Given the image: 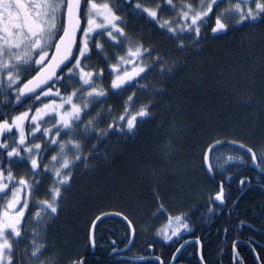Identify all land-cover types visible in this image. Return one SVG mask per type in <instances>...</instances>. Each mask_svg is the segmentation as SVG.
Returning <instances> with one entry per match:
<instances>
[{"label":"trees","instance_id":"trees-1","mask_svg":"<svg viewBox=\"0 0 264 264\" xmlns=\"http://www.w3.org/2000/svg\"><path fill=\"white\" fill-rule=\"evenodd\" d=\"M126 8L125 34L151 48L154 55L158 52L164 56L172 71L160 75L157 67L133 87L115 95L110 87L112 77L104 73L99 85L106 90L107 99L91 104L88 110L92 116L83 117L82 113V118L99 119L97 112L102 117H108L109 112L115 116L133 94V107L147 105L149 115L138 118L132 132H109L100 140L93 138L97 150L88 153L87 165L76 167L57 214L46 222L44 241L48 251L43 259L69 264L82 257L84 264L98 259L102 264H119L111 253L130 242V230L124 221L110 217L99 222L93 253L90 244L93 223L108 213L127 215L133 222L136 240L132 253L146 252L151 244L156 252L169 257L177 245L169 244L158 230L167 223L168 214L180 209L187 213L188 228L179 233L200 239L205 264H258L252 251L240 244L234 246V242L249 232L245 225L239 231L243 222L263 231L264 177L252 167L240 145L264 143V22L257 18L255 23L233 24L218 38H213L211 26L205 27L199 44L189 43L192 37L185 36V50L178 52L170 34H164L156 22ZM121 13L118 9L117 14ZM111 51L116 53V48ZM113 62L109 56L108 63ZM89 66L110 71L103 59L95 56ZM55 88L65 92L62 84ZM0 97V114L12 115L29 108L34 111L40 106L34 99H23L19 107H5V94ZM40 100L47 102L45 97ZM99 126L103 128V120ZM205 151L230 178L224 181L225 206L208 203L216 184L202 167ZM50 154L42 152V160L47 162L44 158ZM229 156L233 159L228 160ZM13 171L17 176L30 175L27 165L15 166ZM39 179L42 186L29 195L31 207L44 198L51 182L43 176ZM220 179L217 175L216 182ZM158 203H163L166 214L157 212ZM183 257L189 264H199L194 245Z\"/></svg>","mask_w":264,"mask_h":264},{"label":"snow or ice","instance_id":"snow-or-ice-1","mask_svg":"<svg viewBox=\"0 0 264 264\" xmlns=\"http://www.w3.org/2000/svg\"><path fill=\"white\" fill-rule=\"evenodd\" d=\"M223 2L183 0L177 8L173 0H163L165 7L162 8L160 0H152L151 6L136 0L132 11L156 22L165 30L164 34H170L177 51L183 52L186 35L192 37L189 43L199 44L201 26L207 24L210 13L215 16L211 32L218 35L226 34L233 21L242 25L255 23L259 18L264 22V0H235L222 13L214 12V7L219 8ZM161 11H172L176 18L161 20ZM125 27L122 17L107 2L0 0V93L5 94L6 99L12 98L14 93V100L18 102L16 107L22 103V97L34 99L40 105L34 107V111L29 108L12 115L0 114V193L7 198L6 204L0 206V264H53L51 260L43 259L48 251L44 241L45 225L57 214L71 187L76 167L87 165L88 153L97 150L93 138L100 140L109 132H132L138 118L143 120L149 115L147 105L133 107V94L127 97L122 110L115 116L109 112L108 117H102L97 112L99 119L82 118V113L83 117L92 116L88 110L90 104H100L102 99H107L106 90L97 84L103 79L104 68L89 66L94 56L103 59L110 70L113 95L125 91L126 87H133L138 83L136 78L144 79L157 67L160 75L172 71L164 56L158 52L154 55L151 48L130 39L125 34ZM114 48L122 49L123 54L112 52ZM109 56L113 63H108ZM149 58L151 62L145 63ZM56 84L65 87L63 94L59 88L54 90ZM42 96L47 102L40 100ZM102 120L103 128L99 126ZM49 122L54 123L45 126ZM40 141L44 142L43 145ZM240 148L264 173L261 168L264 165V143L241 144ZM42 152L51 153L44 158L47 162L41 159ZM232 159V156L228 157V160ZM21 165H27L28 177L14 173L13 167ZM202 167L208 179L216 184L215 190L207 197L209 205L217 202L222 205L224 181L230 178L212 162L207 151L202 156ZM217 175L221 177L218 183ZM41 176L51 182L44 198L32 205L35 210L30 215L34 219L29 221L31 231L28 232L22 221L29 204L27 196L22 199L21 193L31 195L38 190L42 186ZM240 183H245L243 178ZM209 211H212L211 207ZM157 212L163 215L168 210L163 203H158ZM123 218L134 233L133 222L127 215ZM187 221V213L176 209L175 214L167 215V223L158 231L165 240H170L181 229L188 228ZM92 243L94 245L95 241ZM200 260H204L202 255ZM69 264H84V260L82 257L73 259Z\"/></svg>","mask_w":264,"mask_h":264},{"label":"flooded vegetation","instance_id":"flooded-vegetation-1","mask_svg":"<svg viewBox=\"0 0 264 264\" xmlns=\"http://www.w3.org/2000/svg\"><path fill=\"white\" fill-rule=\"evenodd\" d=\"M150 1L151 0H142V2L147 3L148 5L151 4ZM116 2H115L116 3V5H115L116 12L118 11V9L121 10L122 13L119 14V16L122 17V19L124 21V25H126V27H125V30H126L128 27V22H127L128 21L127 20V14L128 13L123 12V8L130 7L133 9L134 4L136 3V0H117ZM160 2L162 4L163 0H160ZM181 2H183V0H173V3L177 5V8ZM221 4L222 3H220L219 8L214 7V12L222 13L224 11V10L222 12L220 11ZM162 5L164 6V4H162ZM126 9H128V8H126ZM209 15L211 18L208 19L207 24L201 26V34H202V31L204 30L205 27L214 26L215 16L211 13ZM163 20H165V19H163ZM233 24H235L234 21L229 23V27H228L227 31L229 30V28ZM213 35L215 36L218 34H213ZM189 37H191V36H189ZM130 39H132V38H130ZM116 50H117L116 54H123V53H120V52H122V49L119 48V50H118V48H116ZM150 62H151L150 58L145 60V63H150ZM104 73H109V71L108 72L104 71ZM141 75H143V74H141ZM136 79H137V81H139V78H136ZM130 83H132V82H130ZM2 94L3 93H0V96ZM14 95L15 94L13 93L12 98L5 99L4 105L13 104L15 107L18 102H16L14 100ZM10 100H11V102H10ZM21 100L23 102V98H21ZM19 106H21V103L19 104ZM0 108H1V100H0ZM259 175H260V177H264V175H261V174H259ZM263 180L264 179H261V181H263ZM225 205H226V194H225ZM28 209H27V211H28ZM31 219H34V218L31 217V215L29 213H25V217H24L22 223L24 224L25 230L28 232L31 231V223H29V221ZM242 225H245V227L247 229H249V232L247 231V236L243 235L238 240H236V242H234V246H238V244H240L241 246L245 247L247 250L252 251L255 255L257 263L258 264H264V223L262 224V227H263L262 232L257 230L256 227L251 222H245V223L243 222V224H241V226L239 228L240 232H242ZM252 230L254 232H251ZM190 240H199L200 241V239H197V238L184 237L183 233H178L177 235L171 237V240H168V243L170 244V243L174 242L177 245V247L174 249L175 251H173L172 255L169 257H167L166 255H162L161 253L156 252L154 247H148V251H146V252H143V250H142L139 253H135V252L132 253V251L130 250V251L123 253V254H114L115 251L120 250V249H115V251L114 250L112 251L111 255L117 257L116 261H119L120 262L119 264H189L187 259H185V257H183V254L189 246H193V245L199 251V246L196 243H192V244L188 245L183 250V252L179 255L177 260L174 263H172V262H173V258H174V255H175L177 249L183 243L190 241ZM200 243H201V248H202V242L200 241ZM20 247L22 248L23 245H21ZM167 247H168V245H167ZM93 252H95V247H94V250L92 248V253ZM155 258H158L159 260H156ZM198 261H199V259H198ZM93 264H102V261L100 259H98V261L94 262ZM199 264H201L200 261H199Z\"/></svg>","mask_w":264,"mask_h":264},{"label":"water","instance_id":"water-1","mask_svg":"<svg viewBox=\"0 0 264 264\" xmlns=\"http://www.w3.org/2000/svg\"><path fill=\"white\" fill-rule=\"evenodd\" d=\"M26 95H31V94H26ZM24 98V97H22ZM252 167L257 171V173L261 174V175H264V173H262L261 169L260 168H257L253 163H252ZM216 204L218 205H221L219 202H217ZM221 206H225V200L223 202V204ZM110 217H115V218H119L121 219L122 221H124L126 224H127V221L124 220V216L123 215H120V214H116V213H108V214H104V215H101L99 216L95 222L93 223V226L91 228V232H90V244L94 250V245L92 243V241L94 240V234H95V229L97 227V225L99 224V222L103 221L104 219L106 218H110ZM133 226V225H132ZM134 228V227H133ZM130 230V229H129ZM135 230V229H134ZM130 233H131V242L129 243V245L124 248V249H120V250H117L114 252V254H123V253H126L128 252L132 246L134 245V242H135V238H136V232L134 231V233L130 230ZM192 243H196L198 244L199 246V251H198V259L200 261L201 264H204V261L201 262L200 260V256L202 255V248H201V243L199 240H190V241H187L185 243H183L178 249L179 251H176L175 255H174V258H173V262L174 263L177 258L179 257V255L183 252V250L190 244ZM156 260H159L158 258H155Z\"/></svg>","mask_w":264,"mask_h":264},{"label":"rangeland","instance_id":"rangeland-1","mask_svg":"<svg viewBox=\"0 0 264 264\" xmlns=\"http://www.w3.org/2000/svg\"><path fill=\"white\" fill-rule=\"evenodd\" d=\"M97 2H99V1H97ZM103 2V1H102ZM102 2H99V3H102ZM107 3H109L110 4V6H112L113 7V10L115 11V5H114V2H112L111 0H108V1H106ZM151 3H152V0L150 1ZM235 2V0H224V2L221 4V9H220V11L222 12L225 8H227L228 7V5H229V3H234ZM163 4V3H162ZM161 4V6H162V8H164V6ZM150 6H151V4H150ZM159 18L161 19V20H163V19H165V20H171V19H175L176 17H175V14H174V12H171V11H161L160 13H159ZM151 19V18H150ZM118 50H119V48H118ZM116 52H117V50H116ZM120 53H122V52H120ZM151 61V60H150ZM100 81L101 80H98L97 81V84L99 85L100 84ZM91 105V104H90ZM89 105V106H90ZM49 115H51V114H49ZM45 119H47V117H45ZM51 123H54V122H49V125H45V126H50V124ZM41 142V141H40ZM52 147H55V146H52ZM42 157L43 156H41V159H42ZM21 196H22V199L25 197V196H27V199H28V204H29V202H30V199H29V195H27L26 193H24V192H22L21 193ZM9 197H10V193H9ZM6 200H7V198L6 197H4V195L2 194V193H0V206H3V205H5L6 204ZM29 209H28V211H27V209H25V213H29L30 214V212H32V211H34L35 209L33 208V207H31V206H29L28 207ZM173 237V236H172ZM171 240V239H170Z\"/></svg>","mask_w":264,"mask_h":264},{"label":"bare ground","instance_id":"bare-ground-1","mask_svg":"<svg viewBox=\"0 0 264 264\" xmlns=\"http://www.w3.org/2000/svg\"><path fill=\"white\" fill-rule=\"evenodd\" d=\"M130 235H131V233H130ZM130 240H131V237H130ZM135 240H136V238H135ZM129 243H130V242H129ZM134 243H135V242H134ZM128 245H129V244H128ZM128 245H127V246H128ZM127 246H126V247H127ZM126 247H125V248H126ZM132 248H133V246H132ZM132 248H131V249H132ZM123 249H124V248H123ZM131 249H130V250H131ZM130 250H129V251H130Z\"/></svg>","mask_w":264,"mask_h":264}]
</instances>
